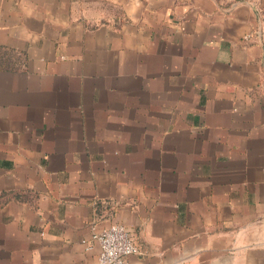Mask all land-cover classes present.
Wrapping results in <instances>:
<instances>
[{
	"label": "crops",
	"instance_id": "crops-1",
	"mask_svg": "<svg viewBox=\"0 0 264 264\" xmlns=\"http://www.w3.org/2000/svg\"><path fill=\"white\" fill-rule=\"evenodd\" d=\"M264 264V0H0V264Z\"/></svg>",
	"mask_w": 264,
	"mask_h": 264
},
{
	"label": "built area",
	"instance_id": "built-area-1",
	"mask_svg": "<svg viewBox=\"0 0 264 264\" xmlns=\"http://www.w3.org/2000/svg\"><path fill=\"white\" fill-rule=\"evenodd\" d=\"M82 242L87 248L98 245L96 264H131L128 257L139 252L135 236L119 223L93 225L90 238Z\"/></svg>",
	"mask_w": 264,
	"mask_h": 264
}]
</instances>
